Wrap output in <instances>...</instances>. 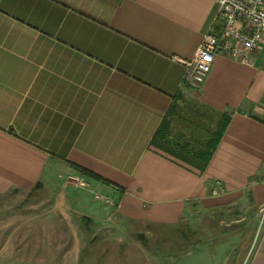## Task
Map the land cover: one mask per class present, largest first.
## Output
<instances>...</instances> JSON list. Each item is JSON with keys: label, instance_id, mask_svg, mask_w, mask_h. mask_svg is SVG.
Listing matches in <instances>:
<instances>
[{"label": "crops", "instance_id": "obj_1", "mask_svg": "<svg viewBox=\"0 0 264 264\" xmlns=\"http://www.w3.org/2000/svg\"><path fill=\"white\" fill-rule=\"evenodd\" d=\"M218 10V0H0V195L64 173L133 224L177 225L249 197L264 212V45L256 65L217 53L198 89L182 62ZM190 106L203 111L200 128L198 115L217 126L229 116L203 170L177 150H204L211 138L199 147L182 126ZM165 118L174 142L155 144ZM81 223L90 232L94 220ZM249 248L231 263L264 264V223ZM218 253L190 251L178 264H227Z\"/></svg>", "mask_w": 264, "mask_h": 264}, {"label": "rangeland", "instance_id": "obj_2", "mask_svg": "<svg viewBox=\"0 0 264 264\" xmlns=\"http://www.w3.org/2000/svg\"><path fill=\"white\" fill-rule=\"evenodd\" d=\"M189 108L180 110V122L204 146L217 123L198 115V127L195 119L203 111ZM79 179L63 173L42 189L0 195V264H178L202 249L217 250L232 264L262 232L264 212L252 197L220 211L188 214L177 225H139L117 218L113 206L98 210L96 190ZM86 214L94 220L91 233L81 223Z\"/></svg>", "mask_w": 264, "mask_h": 264}, {"label": "built area", "instance_id": "obj_3", "mask_svg": "<svg viewBox=\"0 0 264 264\" xmlns=\"http://www.w3.org/2000/svg\"><path fill=\"white\" fill-rule=\"evenodd\" d=\"M219 10L214 23L204 35L195 56L182 60L187 66V82L193 88H200L213 68L217 53H224L237 60L256 65L258 50L264 45V0H218ZM264 72V63L261 67ZM84 187L95 192L86 180ZM224 191L223 187L213 190L214 195ZM95 198L106 205L115 206L108 195L95 192Z\"/></svg>", "mask_w": 264, "mask_h": 264}, {"label": "trees", "instance_id": "obj_4", "mask_svg": "<svg viewBox=\"0 0 264 264\" xmlns=\"http://www.w3.org/2000/svg\"><path fill=\"white\" fill-rule=\"evenodd\" d=\"M228 120H229V116L227 115L221 118L220 123L218 124L216 130L214 131L212 137L210 138L206 149L200 151H194L192 150L193 148H190L188 145L182 144L177 148V150H179L180 152L179 155L180 156L188 155L189 161L195 163L201 170H203L208 164L209 159L212 156L213 152L215 151L216 147L218 146L221 138L223 137L224 132L228 125ZM171 129H172L171 121L168 120V118H165V120L163 121V123L161 124V126L159 127L153 138V143L155 144L166 143L168 145L173 143L174 141L169 137L170 136L169 134L171 133ZM40 187L41 184L40 183L37 184V186L33 188L32 192L40 189ZM83 221L87 225L91 223V220H89V218L86 216L83 217ZM139 237L142 239V242H144L143 244H147L148 240L146 239L144 234H140Z\"/></svg>", "mask_w": 264, "mask_h": 264}]
</instances>
